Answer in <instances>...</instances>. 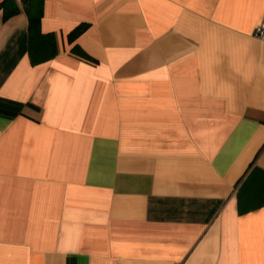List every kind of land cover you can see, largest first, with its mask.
I'll return each instance as SVG.
<instances>
[{"label":"crops","instance_id":"0c3cea01","mask_svg":"<svg viewBox=\"0 0 264 264\" xmlns=\"http://www.w3.org/2000/svg\"><path fill=\"white\" fill-rule=\"evenodd\" d=\"M261 23L264 0H45L34 65L0 10V264H264Z\"/></svg>","mask_w":264,"mask_h":264},{"label":"trees","instance_id":"16d2710c","mask_svg":"<svg viewBox=\"0 0 264 264\" xmlns=\"http://www.w3.org/2000/svg\"><path fill=\"white\" fill-rule=\"evenodd\" d=\"M45 0H20L21 7L16 0H0V10L3 19L16 15L21 10L28 19V53L32 64H40L52 59L58 53L57 39L54 32L41 30V18ZM88 24L80 23L69 34V40H74L81 34ZM72 52L83 57H88L82 49L75 45Z\"/></svg>","mask_w":264,"mask_h":264},{"label":"built area","instance_id":"2783aa9c","mask_svg":"<svg viewBox=\"0 0 264 264\" xmlns=\"http://www.w3.org/2000/svg\"><path fill=\"white\" fill-rule=\"evenodd\" d=\"M264 33V23H261V25L257 28V34L261 35Z\"/></svg>","mask_w":264,"mask_h":264}]
</instances>
